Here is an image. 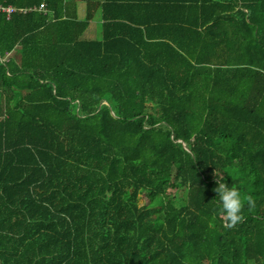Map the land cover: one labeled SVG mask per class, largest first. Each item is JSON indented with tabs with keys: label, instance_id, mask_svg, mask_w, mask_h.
Instances as JSON below:
<instances>
[{
	"label": "trees",
	"instance_id": "trees-1",
	"mask_svg": "<svg viewBox=\"0 0 264 264\" xmlns=\"http://www.w3.org/2000/svg\"><path fill=\"white\" fill-rule=\"evenodd\" d=\"M40 3L0 12V264H264V0H0Z\"/></svg>",
	"mask_w": 264,
	"mask_h": 264
},
{
	"label": "clouds",
	"instance_id": "clouds-1",
	"mask_svg": "<svg viewBox=\"0 0 264 264\" xmlns=\"http://www.w3.org/2000/svg\"><path fill=\"white\" fill-rule=\"evenodd\" d=\"M213 175L217 185L213 191L218 194L223 220L229 227H234L245 219L243 214L245 203L251 209L255 206V200L251 195L243 196L236 187L226 184L225 178L216 170Z\"/></svg>",
	"mask_w": 264,
	"mask_h": 264
},
{
	"label": "crops",
	"instance_id": "crops-1",
	"mask_svg": "<svg viewBox=\"0 0 264 264\" xmlns=\"http://www.w3.org/2000/svg\"><path fill=\"white\" fill-rule=\"evenodd\" d=\"M102 1L104 0H63V2L66 3L65 5H67L69 11H72V9L74 10L75 17L77 20H81L84 17L88 2L99 4ZM102 23L103 20L100 16V9L98 7H94L92 18L87 21V25L83 33L88 34L89 37L93 36L96 37V39L99 38L101 36ZM90 34H92V36H90ZM84 39H88V38H84Z\"/></svg>",
	"mask_w": 264,
	"mask_h": 264
},
{
	"label": "built area",
	"instance_id": "built-area-1",
	"mask_svg": "<svg viewBox=\"0 0 264 264\" xmlns=\"http://www.w3.org/2000/svg\"><path fill=\"white\" fill-rule=\"evenodd\" d=\"M29 10H36V11H41V12H45V8L43 3H40L37 6H32V7H24V8H17L15 6H12L10 4L7 5H1L0 4V12L4 14L5 19L9 18V15L15 11H19V12H25V11H29Z\"/></svg>",
	"mask_w": 264,
	"mask_h": 264
},
{
	"label": "rangeland",
	"instance_id": "rangeland-1",
	"mask_svg": "<svg viewBox=\"0 0 264 264\" xmlns=\"http://www.w3.org/2000/svg\"><path fill=\"white\" fill-rule=\"evenodd\" d=\"M92 33H93V31H92ZM90 36H92V34H90ZM82 38H88V39H96V37H89V35L88 34H86V33H83L82 34V36H81ZM15 55H16V53H14ZM145 202V197L143 196V195H139V197H138V203L140 204V203H144Z\"/></svg>",
	"mask_w": 264,
	"mask_h": 264
}]
</instances>
